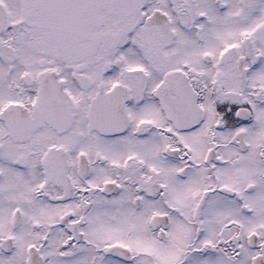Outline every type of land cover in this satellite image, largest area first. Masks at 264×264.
Masks as SVG:
<instances>
[{
  "label": "snow or ice",
  "instance_id": "1",
  "mask_svg": "<svg viewBox=\"0 0 264 264\" xmlns=\"http://www.w3.org/2000/svg\"><path fill=\"white\" fill-rule=\"evenodd\" d=\"M0 264H264V0H0Z\"/></svg>",
  "mask_w": 264,
  "mask_h": 264
}]
</instances>
